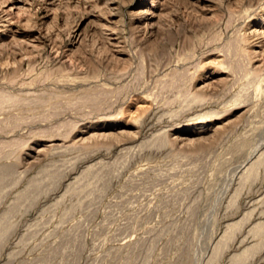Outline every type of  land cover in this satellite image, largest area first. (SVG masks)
<instances>
[{
	"label": "rangeland",
	"instance_id": "374dc122",
	"mask_svg": "<svg viewBox=\"0 0 264 264\" xmlns=\"http://www.w3.org/2000/svg\"><path fill=\"white\" fill-rule=\"evenodd\" d=\"M262 151L264 0H0V264H264Z\"/></svg>",
	"mask_w": 264,
	"mask_h": 264
},
{
	"label": "bare ground",
	"instance_id": "6f19581e",
	"mask_svg": "<svg viewBox=\"0 0 264 264\" xmlns=\"http://www.w3.org/2000/svg\"><path fill=\"white\" fill-rule=\"evenodd\" d=\"M263 152V151H262ZM257 154V153H256ZM263 155H264V152L263 153H261L259 156L257 155V157H256V160L255 161H253V162H251V163H249V165H248V167H247V169H246V171H245V169H244V171L245 172H247V175L248 174H250L253 170H255L256 169V167L257 166H259V164H261V163H263V161H264V157H263ZM253 156V155H252ZM251 156V157H252ZM254 156H255V154H254ZM250 157V158H251ZM256 172V171H255ZM253 175H255V174H253ZM243 177V176H242ZM238 226H239V224L237 223V224H233V225H230V226H228L227 227V229H226V231L224 232V235L223 236H221L223 239L224 238H231V236H232V234H233V232H234V230L236 231V229L238 228ZM253 231H255V232H257L258 234L260 233H264V223L263 224H258V225H256V226H254V229H253ZM223 239H221V240H223ZM226 239L225 240H223V241H225L226 242ZM229 240V239H228ZM223 243V245H224V242H222ZM214 248H213V251L214 252H218V251H220L221 250V247H220V243L217 241V243H215V246H213ZM223 248V247H222ZM250 248H252V247H250ZM251 250L252 249H245V251L242 253V254H240L238 257L236 256V259H239V261H240V259H242V258H246L250 253H251ZM235 259V260H236Z\"/></svg>",
	"mask_w": 264,
	"mask_h": 264
}]
</instances>
